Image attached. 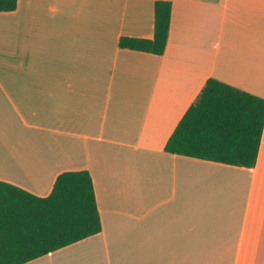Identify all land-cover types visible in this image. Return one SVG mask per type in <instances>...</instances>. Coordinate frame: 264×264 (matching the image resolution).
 <instances>
[{"label":"crops","instance_id":"crops-1","mask_svg":"<svg viewBox=\"0 0 264 264\" xmlns=\"http://www.w3.org/2000/svg\"><path fill=\"white\" fill-rule=\"evenodd\" d=\"M171 4L165 50L154 3ZM212 78L264 99V0H17L0 12V183L47 197L87 171L100 233L25 264H264L254 167L168 153Z\"/></svg>","mask_w":264,"mask_h":264},{"label":"trees","instance_id":"trees-1","mask_svg":"<svg viewBox=\"0 0 264 264\" xmlns=\"http://www.w3.org/2000/svg\"><path fill=\"white\" fill-rule=\"evenodd\" d=\"M17 0H0L11 12ZM171 4L154 3L152 39L121 37L120 49L162 55ZM264 124V99L218 80L207 79L182 116L164 150L226 165H255ZM0 183V264H25L101 232L92 179L87 171L59 174L47 197Z\"/></svg>","mask_w":264,"mask_h":264}]
</instances>
